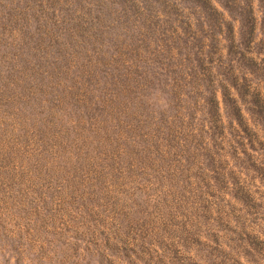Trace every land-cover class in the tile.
I'll return each mask as SVG.
<instances>
[{"label": "rangeland", "instance_id": "rangeland-1", "mask_svg": "<svg viewBox=\"0 0 264 264\" xmlns=\"http://www.w3.org/2000/svg\"><path fill=\"white\" fill-rule=\"evenodd\" d=\"M0 264H264V0H0Z\"/></svg>", "mask_w": 264, "mask_h": 264}]
</instances>
